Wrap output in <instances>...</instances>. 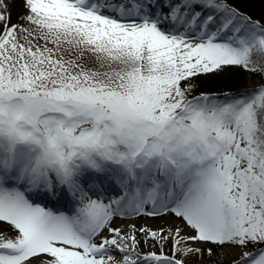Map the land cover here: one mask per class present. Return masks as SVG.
<instances>
[{
	"label": "snow or ice",
	"instance_id": "1",
	"mask_svg": "<svg viewBox=\"0 0 264 264\" xmlns=\"http://www.w3.org/2000/svg\"><path fill=\"white\" fill-rule=\"evenodd\" d=\"M0 264H264V0H0Z\"/></svg>",
	"mask_w": 264,
	"mask_h": 264
}]
</instances>
